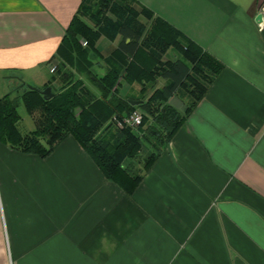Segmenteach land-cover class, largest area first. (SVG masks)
Listing matches in <instances>:
<instances>
[{
    "label": "crops",
    "instance_id": "crops-1",
    "mask_svg": "<svg viewBox=\"0 0 264 264\" xmlns=\"http://www.w3.org/2000/svg\"><path fill=\"white\" fill-rule=\"evenodd\" d=\"M133 1L221 71L187 114L185 93L167 100L184 121L145 172L146 145L126 161L141 174L130 195L69 136L43 159L0 144V264H264V0ZM81 2L0 0V98L41 91ZM119 40L98 38L93 75ZM141 89L120 79L118 97Z\"/></svg>",
    "mask_w": 264,
    "mask_h": 264
},
{
    "label": "trees",
    "instance_id": "trees-1",
    "mask_svg": "<svg viewBox=\"0 0 264 264\" xmlns=\"http://www.w3.org/2000/svg\"><path fill=\"white\" fill-rule=\"evenodd\" d=\"M101 36L120 40L103 58L108 70L96 77L89 56H95L94 45ZM168 50L178 58L162 60ZM51 61L53 75L41 89L49 87L50 97L19 83L0 98V144L43 159L69 136L101 175L127 195L139 184L141 174L131 172L126 161L136 159L146 145L151 152L141 161L145 172L184 121L167 100L185 93L190 101L187 114L222 69L196 44L133 0H82ZM157 78L167 84L155 87ZM120 79L142 86L137 106L118 97ZM19 104L32 119L29 133L17 128ZM134 110L141 114L135 132L112 126V118Z\"/></svg>",
    "mask_w": 264,
    "mask_h": 264
},
{
    "label": "built area",
    "instance_id": "built-area-1",
    "mask_svg": "<svg viewBox=\"0 0 264 264\" xmlns=\"http://www.w3.org/2000/svg\"><path fill=\"white\" fill-rule=\"evenodd\" d=\"M53 71H54V66H51L48 69V72L52 74ZM140 121H141V114L138 111L134 110L131 111L129 114L122 116L119 119L112 118L111 124L114 128L121 129L122 127H128L131 130H133L140 125Z\"/></svg>",
    "mask_w": 264,
    "mask_h": 264
},
{
    "label": "rangeland",
    "instance_id": "rangeland-1",
    "mask_svg": "<svg viewBox=\"0 0 264 264\" xmlns=\"http://www.w3.org/2000/svg\"><path fill=\"white\" fill-rule=\"evenodd\" d=\"M16 111H17V114L19 116V120L17 122L18 130L22 134L31 132L33 130V124H32L31 117L26 114V112L24 111L21 104H19L17 106ZM135 130H136V128L133 129V131H135ZM141 153H143V151ZM141 153L138 154V157H137L138 159H139V157H143V154H141Z\"/></svg>",
    "mask_w": 264,
    "mask_h": 264
},
{
    "label": "water",
    "instance_id": "water-1",
    "mask_svg": "<svg viewBox=\"0 0 264 264\" xmlns=\"http://www.w3.org/2000/svg\"><path fill=\"white\" fill-rule=\"evenodd\" d=\"M260 21H261V15L257 14L256 17L254 18V22L255 23H259ZM26 88L27 89H34V88H31L30 86H26ZM39 92H40L41 96H43V97H45V96L50 97L51 96L49 87H46V88H44L43 90H41ZM127 102L132 107L137 106L139 104V102H133V101H127Z\"/></svg>",
    "mask_w": 264,
    "mask_h": 264
}]
</instances>
